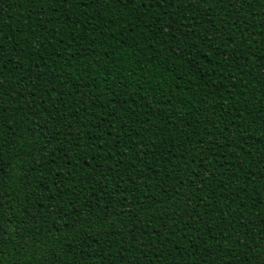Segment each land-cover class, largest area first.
Listing matches in <instances>:
<instances>
[{
	"label": "trees",
	"instance_id": "obj_1",
	"mask_svg": "<svg viewBox=\"0 0 264 264\" xmlns=\"http://www.w3.org/2000/svg\"><path fill=\"white\" fill-rule=\"evenodd\" d=\"M0 264H264V0H0Z\"/></svg>",
	"mask_w": 264,
	"mask_h": 264
}]
</instances>
